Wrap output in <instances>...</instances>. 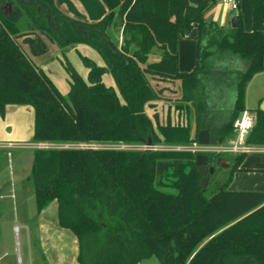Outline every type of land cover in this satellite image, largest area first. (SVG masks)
Returning <instances> with one entry per match:
<instances>
[{
    "label": "trees",
    "instance_id": "1",
    "mask_svg": "<svg viewBox=\"0 0 264 264\" xmlns=\"http://www.w3.org/2000/svg\"><path fill=\"white\" fill-rule=\"evenodd\" d=\"M217 1L0 0V115L6 103L31 105L34 140L188 144L206 127L223 140L231 137L245 108L247 83L264 69V0H252L251 30L244 28L239 9L237 26L207 19L206 11ZM22 15L29 32L39 30L60 46L88 43L104 65L82 55L87 77L73 69L62 92L25 53L21 42L34 53L47 47L40 34L19 33ZM117 25L122 27L120 44L108 31ZM195 26L197 64L181 70L179 41ZM153 47L161 50L159 58L147 61ZM106 69L115 86L103 80ZM176 81L178 88L162 84ZM231 84L234 104L220 118L210 98L219 86ZM165 90L179 92L176 107L184 116L175 120L170 111L165 117L157 109L147 112L153 101L172 99ZM254 114L247 142L264 144V109ZM197 153L34 148L36 210L56 201L58 224L77 238L79 264H139L149 256L158 264H264V190L229 187L246 152L235 154L226 179L210 191L202 185ZM203 153L215 164L225 152Z\"/></svg>",
    "mask_w": 264,
    "mask_h": 264
},
{
    "label": "crops",
    "instance_id": "2",
    "mask_svg": "<svg viewBox=\"0 0 264 264\" xmlns=\"http://www.w3.org/2000/svg\"><path fill=\"white\" fill-rule=\"evenodd\" d=\"M218 2L219 0L206 11V18L215 19L219 23L226 26H232L231 19L235 15L236 10L232 8L231 4L227 0H224L223 2L226 3L227 6L223 4L222 6H217L219 5ZM239 12H241L244 28L251 30L253 28L252 0H240ZM196 30L197 28L195 26L190 35H185L180 38L178 66L181 70H191L197 64L198 40L195 37ZM155 58L158 59L159 55H157ZM168 83L165 82L162 84ZM175 85H179V82L176 81ZM165 95L172 96L170 102H168V104H159L160 102L156 100L153 101L155 103L153 107L157 108L159 106L161 107L162 105V107L166 108V114L170 111L172 118L175 120L180 116H184L185 112L181 113V111L176 107L177 100L175 98L179 96V92L175 90ZM235 96L236 90L234 84H231L230 86H219V88L215 89V91L212 92L210 98V107L213 111V114H216L220 118H222L224 115H227L234 104ZM22 108H25L27 112H32V119L28 123V137L16 139L8 138L9 136H12L15 126H17L18 129V125L15 123L14 126V122L11 120L9 121L7 116L13 114L15 111L18 112ZM159 108H157V110H159ZM245 108H248L253 112L257 108L264 109V69L254 73L247 83ZM4 114L5 115L3 117L0 115V153L4 152L7 156H10V148L13 146H9V143H14L16 146H19L18 148L23 149V147L19 144H25L30 141H34V138H32L33 108L29 104L6 103ZM189 115L193 116L192 110L190 111ZM217 125L218 124H214L213 126ZM32 152L33 151H31V156ZM240 166L242 169L235 171L231 181V183L235 184L236 186L232 189L264 190V150H254L247 152ZM1 175L2 174H0V198L8 196L9 194L13 196V187H9V184L5 179H3ZM47 209L48 205H46L40 211L36 210L34 213H30L28 204L24 199L14 201L13 198L11 199V202L3 199L0 201V239L2 238L3 234V223L13 222V230L16 236V241H19V235L22 236L27 247L25 251L26 263L24 262V254L21 251L19 244L15 245V249L11 253H7L5 250L0 251L1 259L5 258L9 254L12 256L15 254V261L17 264H23V262L24 264H30L33 253L31 241L32 238H35L37 239L39 248L43 255L44 264H79L76 259L78 245L75 234L70 229L62 227L58 224L56 203L54 207L55 213H53L51 216L46 215ZM67 239L70 240L69 250L66 247ZM66 251H68L67 254ZM68 258L70 260H68ZM139 264H158V262L155 256H149L141 259Z\"/></svg>",
    "mask_w": 264,
    "mask_h": 264
},
{
    "label": "rangeland",
    "instance_id": "3",
    "mask_svg": "<svg viewBox=\"0 0 264 264\" xmlns=\"http://www.w3.org/2000/svg\"><path fill=\"white\" fill-rule=\"evenodd\" d=\"M224 0H219L217 6L225 5L227 6V2L223 3ZM79 5V4H78ZM18 28L19 32L30 35L32 34L28 30V22L27 17L25 15H22L20 19L18 20ZM108 31L111 35V38L118 44L122 41V27H119L118 25L116 27L110 26L108 28ZM47 45L49 48L46 51H42V53L37 56H33L31 54L30 49L28 46H24L23 49L25 53L31 57L32 61H34L37 65L42 67L44 70H46L50 77L53 79V81L58 85L60 90L62 92H66L68 89V80L71 76V71L74 69L77 71L81 76L84 78L87 77L88 74V67L83 63L82 55H86L88 57L93 58L98 64L104 65V61L101 57V55L98 53V51L90 44L85 42H76L71 43L69 45L63 46L62 48H59L60 45L56 44L55 42H51L50 39L46 38ZM50 40V41H49ZM161 50L153 47L151 52L148 54L147 61H152L157 58H155L157 55H160ZM103 80L107 84H112L115 86L114 79L111 75V73L106 69V71L103 74ZM168 83V82H167ZM173 87H178V85H175L176 82H169ZM163 94L171 93L169 90L162 91ZM160 102L159 104H168L170 100L167 99H160L158 100ZM163 102V103H162ZM160 107V106H159ZM157 107V108H159ZM155 107H152L150 105H147L146 110L148 113H152L154 109H157ZM159 116L165 117L166 114V108L161 107L157 111ZM5 115V114H4ZM3 117V116H2ZM7 119L12 122H14L17 126H15L14 132H12V136H9L8 138H27V132H28V123L32 119V112H27L25 108H22L18 112L15 111L13 114H10L7 116ZM20 128V129H19ZM235 133L231 136L234 137ZM231 137L225 138L222 142L223 144H227V141L231 139ZM30 138V137H29ZM33 138V136H32ZM94 141H99L95 139H91ZM105 141V140H104ZM117 140H108V142H116ZM126 143V142H125ZM135 145H132L133 148H142V142L136 143ZM161 148H175L179 144L183 143H163L158 142ZM185 144V143H184ZM189 144V143H188ZM20 145V144H19ZM175 145V146H174ZM258 146L264 147V144H257ZM23 147L18 148L19 146L14 145L10 148V156H7L6 153H0V174L7 181L9 184V187H13L14 195L11 196L10 194L8 196H4L0 198V201L7 200L8 202H11V199L14 198L15 200L24 199L29 207L30 213H34L36 211L34 196H33V184L31 180V151H33L34 147L31 144V141L28 142V144H22L20 145ZM198 152H205V151H198ZM222 159L219 163L216 164V169H214L213 172L209 173L207 184L208 190H212L217 187L219 182H222L226 179V177L229 174L228 169L230 168V165L232 163V160L236 153L234 152H226L223 151ZM256 152V151H255ZM231 188L236 187L235 184L230 185ZM16 195V196H15ZM15 196V197H14ZM55 200H51L47 205L48 209L46 212L47 216H51L54 212L55 207ZM13 222L12 223H3V234L2 238L0 239V251H7V253H11L15 249V245L19 244V247H21V251L23 252V258L25 262V251H26V244L22 236L19 235V241H16V236L13 230ZM66 247L69 250L70 248V240H66ZM31 247L33 250L32 253V260H30V264H44V258L41 253V250L39 248V244L37 242V239L32 238L31 241ZM68 251H66V254ZM68 260H70L68 258ZM23 262V264H24ZM26 263V262H25ZM0 264H17L15 261V254L12 256L11 254L7 255L5 258H0Z\"/></svg>",
    "mask_w": 264,
    "mask_h": 264
},
{
    "label": "built area",
    "instance_id": "4",
    "mask_svg": "<svg viewBox=\"0 0 264 264\" xmlns=\"http://www.w3.org/2000/svg\"><path fill=\"white\" fill-rule=\"evenodd\" d=\"M234 10L239 9L240 0H227ZM255 122V114L248 108H244L240 115L234 121L235 136L227 144L222 142L217 145L213 144H201L198 140L193 141L189 144H179L176 149H190L193 151H226V152H250L254 150H264V147L258 146L247 142V137ZM115 142L108 141H94V140H78V141H53V140H34L31 144L36 148H49V147H78V148H133L132 145L135 143L126 142L123 140H117ZM24 144V143H23ZM28 144V143H26ZM16 144L9 143V146ZM22 145V144H20ZM142 148L145 149H156L161 148L159 143L147 142L142 143ZM175 146V145H174ZM139 148V147H138ZM171 148V147H168ZM174 148V147H173ZM174 148V149H175Z\"/></svg>",
    "mask_w": 264,
    "mask_h": 264
},
{
    "label": "water",
    "instance_id": "5",
    "mask_svg": "<svg viewBox=\"0 0 264 264\" xmlns=\"http://www.w3.org/2000/svg\"><path fill=\"white\" fill-rule=\"evenodd\" d=\"M240 21V15L236 11L235 15L231 19V25L237 26ZM223 141V136L221 134L212 132L209 128H201L198 133V142L201 144H213L217 145L220 144ZM148 144H151V140L148 139ZM222 159V156H219L216 160V163H219ZM209 160V156L203 152L197 153L196 156V163L198 165V170L203 174V177L201 179L202 185L205 187L207 184V179L209 176V173L214 171V165H207V162Z\"/></svg>",
    "mask_w": 264,
    "mask_h": 264
},
{
    "label": "flooded vegetation",
    "instance_id": "6",
    "mask_svg": "<svg viewBox=\"0 0 264 264\" xmlns=\"http://www.w3.org/2000/svg\"><path fill=\"white\" fill-rule=\"evenodd\" d=\"M9 9H11L10 8V6L8 7ZM61 9H63L65 12H67L68 13V11H67V9L65 8V7H63L62 5H61ZM17 25H19V23H17ZM81 24H78V27L80 26ZM29 30V29H28ZM34 30V32H31L32 34H30L31 36L32 35H35L36 33L37 34H40L41 35V37L43 38V40L46 42V47H47V49L49 48V46L47 45L48 43H47V40H46V38L47 37H45V35L44 34H42L39 30H36V29H33ZM20 33V32H19ZM23 36H25V35H23ZM23 37L22 36H18L17 37V39H18V41H20L21 42V39H22ZM49 39V38H48ZM50 41V40H49ZM51 42H55V41H51ZM56 43V42H55ZM73 43H76V42H72V44ZM21 44H22V47H24V46H28L26 43H22L21 42ZM56 44H58V43H56ZM69 44H71V43H69ZM69 44H67V45H69ZM66 46V45H65ZM63 46H60L59 48H62ZM28 48H29V46H28ZM30 49V48H29ZM46 49V50H47ZM45 50V51H46ZM31 51V50H30ZM44 52V51H43ZM42 52H40V53H34V52H32L31 51V54H30V56L31 55H33V56H38L39 57V55L41 54ZM28 56V55H27ZM86 56V55H85ZM29 58H31V57H29ZM39 66V65H38ZM40 67V66H39ZM46 71V70H45ZM58 86V85H57ZM148 141V140H147ZM146 141V142H147ZM199 153V152H198ZM216 162V161H215ZM207 165H209V166H211V165H215L214 164V161L213 160H211L210 158H209V160H208V162H207ZM197 167H198V165H197Z\"/></svg>",
    "mask_w": 264,
    "mask_h": 264
}]
</instances>
